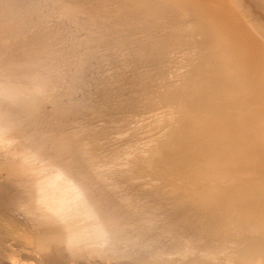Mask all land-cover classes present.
Instances as JSON below:
<instances>
[{
  "label": "bare ground",
  "instance_id": "bare-ground-1",
  "mask_svg": "<svg viewBox=\"0 0 264 264\" xmlns=\"http://www.w3.org/2000/svg\"><path fill=\"white\" fill-rule=\"evenodd\" d=\"M263 17L0 0V160L44 177L0 172L18 244L50 264H264Z\"/></svg>",
  "mask_w": 264,
  "mask_h": 264
},
{
  "label": "rangeland",
  "instance_id": "rangeland-1",
  "mask_svg": "<svg viewBox=\"0 0 264 264\" xmlns=\"http://www.w3.org/2000/svg\"><path fill=\"white\" fill-rule=\"evenodd\" d=\"M262 22H263V24H264V17H263V19H262ZM101 106V105H100ZM97 108H100L99 106H96ZM96 108V109H97ZM95 109V110H96ZM86 114H88L89 116H87V115H84V116H87L88 118L90 117V114H91V116H93L94 114L96 115L97 114V116H95L94 117V120L96 119H98V118H96V117H99L100 115L98 114V113H96V111L95 112H88V113H86ZM93 114V115H92ZM81 116H83V115H81ZM83 116V118L82 117H77V122L78 121H82L83 119H87L86 117H84ZM81 118V119H80ZM101 117H99V119H100ZM89 119H91V117L89 118ZM93 119V118H92ZM85 121V120H84ZM99 121H101V120H99ZM36 135V134H35ZM38 136H40L39 134H37ZM36 135V136H37ZM32 136V135H31ZM31 136H29V137H31ZM28 136H27V138L28 139H26V137H25V140L27 141V143L28 142H30V141H33L32 139H35V138H33L34 137V135H33V137L32 138H29ZM30 139V140H29ZM37 139V138H36ZM35 139V140H36ZM40 139H41V137H40ZM39 139V137H38V143L41 141ZM25 140H22V142H20V144H22L23 142V144L25 145V143H26V141ZM34 142H37V141H34ZM34 142H30L31 144L32 143H34ZM29 143V145L27 146V148H30L29 146H33L34 144H30ZM33 147H31V149H32ZM34 149V148H33ZM13 159H15V160H13ZM16 159L18 160L19 158H8L7 159V161H9V162H11L12 161V167H13V165H14V167L16 168L17 166H18V162L16 161ZM1 162H0V165L2 164V165H5V163H7L6 165H7V167H0V172H1V174H3V175H10V178H8L9 180L12 178V176L13 177H16V176H24L23 177V179H24V181H26V182H28V180H29V182L30 181H39V180H42L44 177H40V176H38V174H40V173H38V174H33L32 173V171H34L32 168H30V167H23V166H20L21 167V170L23 171V172H25V173H21L22 171H20V169H18V168H20L19 166H18V168H16L17 170H19V171H17L15 168L13 169L12 167H11V169H13V170H15V172L13 171V170H11L10 169V167L9 166H11V164H8V162L6 161V159L5 160H0ZM3 161V162H2ZM1 165V166H2ZM5 165V166H6ZM9 165V166H8ZM23 167V168H22ZM5 168V169H4ZM9 168V169H8ZM4 169V170H3ZM6 170L8 171V170H11V172L13 171V173H14V175H13V173H11V172H7L6 173ZM28 170H30L29 172H28ZM32 170V171H31ZM3 171H4V173H3ZM18 172H20V174L19 175H17L18 174ZM27 172H28V174H27ZM10 173V174H9ZM32 173V174H31ZM31 174V175H30ZM28 175V176H27ZM26 176L28 177L27 178V180H26ZM30 176V177H29ZM46 176V175H45ZM22 178V177H21ZM32 179V180H31ZM8 180V181H9ZM13 179H11L10 181H12ZM2 183V182H1ZM0 183V185L1 186H4V187H6V182L4 181V183L5 184H1ZM3 188V187H2ZM16 189H18L17 187H13V188H11V190H13L12 192H10L9 191V189L6 187L5 188V191H4V189H3V191H2V189H0L1 191H0V196H2V197H4V196H6V197H9V196H11L12 194H15V193H17L16 191ZM3 192V193H2ZM18 195V194H17ZM1 199V198H0ZM2 207H3V205H1ZM0 208V211H2V212H0V264H50V262H51V259L49 258V256H42V255H37L36 254V252L35 253H29V251L28 250H26V249H23L19 244H18V242H17V239L15 238V233H14V231H15V225H14V223L13 222H11L10 223V221L8 222L6 219L7 218H5L4 217V215H5V213H9V208L7 207V208ZM8 210V212H7V210ZM2 214H3V216H2ZM3 218H5V221H4V219ZM16 220V218L14 219V221ZM8 222V223H7ZM7 225V226H6ZM7 227V228H6ZM16 239V240H15ZM14 241V242H13ZM18 245H17V244ZM42 256V257H41ZM45 257V258H44ZM49 259H48V258ZM43 258V259H42ZM41 259V260H40ZM46 259V260H45ZM82 259V258H81ZM31 260V261H30ZM44 260V261H43ZM50 260V261H49ZM49 261V262H48ZM79 261H80V259L79 258H77L76 259V264H101L100 262H95V263H89V262H87V261H80L81 263H79ZM43 262V263H42ZM78 262V263H77ZM52 263V262H51ZM75 264V263H74Z\"/></svg>",
  "mask_w": 264,
  "mask_h": 264
}]
</instances>
